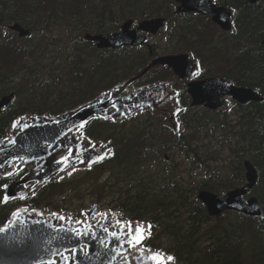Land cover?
Here are the masks:
<instances>
[{
  "label": "trees",
  "instance_id": "16d2710c",
  "mask_svg": "<svg viewBox=\"0 0 264 264\" xmlns=\"http://www.w3.org/2000/svg\"><path fill=\"white\" fill-rule=\"evenodd\" d=\"M214 1L231 10L232 32L214 27L220 37L213 31L207 32L206 38L201 29L194 27L196 34L189 36L182 28L169 51L189 52L201 77L217 74L235 85L256 88L263 95L262 101L239 106L234 119L224 111L186 108L179 138L147 113L116 123L93 120L80 134L89 141L107 143L109 152L80 170L84 180L105 168L112 177H121L124 184L110 209L118 210L121 218L127 214L128 219L145 222L148 230L142 246L167 258L173 256L167 264H264V218L235 212L213 218L196 198L199 190L225 194L244 184L243 162L248 159L258 173L248 195L255 196L264 211V0L255 5L247 0ZM160 3L0 0V98L13 94L0 111V139L18 116H53L73 109L143 67L149 58L147 51L137 50L138 64L128 68V59L123 58L134 48L98 50L85 41L84 34L110 33L127 18L160 15ZM13 22L28 28L29 35L19 38L8 30ZM165 72L170 77V71ZM202 134L213 137L215 143L205 142ZM223 150L229 158L219 164ZM174 151L185 156L182 163L172 166ZM161 154L163 161L158 158ZM22 173L18 170L14 176ZM196 176H201L200 180L196 181ZM4 181L0 179V187ZM95 189L94 185L90 191ZM79 191L75 180H66L64 174L32 190L24 199L6 204L1 203L0 189V226L19 206L59 211L75 220L85 208L84 202L77 209L67 210L58 199L66 200L70 192L76 195ZM165 235L171 243L167 248L158 240Z\"/></svg>",
  "mask_w": 264,
  "mask_h": 264
},
{
  "label": "water",
  "instance_id": "95a60500",
  "mask_svg": "<svg viewBox=\"0 0 264 264\" xmlns=\"http://www.w3.org/2000/svg\"><path fill=\"white\" fill-rule=\"evenodd\" d=\"M257 1L249 0L251 4ZM177 2L181 3L178 11L207 15L223 31L232 30L230 12L223 6L213 4L212 0ZM131 24L132 20H127L113 33L85 34L84 38L96 43L98 49L139 45L146 36H138L137 32L142 30L155 34L163 26V19H146L133 29L130 28ZM8 28L20 38L29 34V30L19 23L10 24ZM261 44L264 47V39ZM157 66L171 69L174 78L179 80H185L195 72V63L187 53L159 55L135 76L72 110L52 117L23 115L14 120L9 138L0 141V178L5 177L13 165L32 166V169L2 186V203L24 198L30 193L31 185L39 187L70 168L86 167L90 165V160L105 156L107 150L103 143L81 139L78 132L92 120L116 122L141 110L152 112L157 108L162 101L158 95L152 96L150 91L164 89L166 84L129 89L134 81ZM187 87L192 98L191 106L204 105L211 110L223 109L225 97L243 105L263 99L256 88L236 86L219 76L189 82ZM11 98L12 94L0 98V110L9 104ZM171 130L178 136L175 124ZM63 157L68 159L62 160ZM243 168L245 183L227 191L224 196L208 190L197 192V199L206 207L210 217L233 211L264 218V211L255 196L243 199L257 182V170L248 159L244 160ZM81 215L83 220H68L60 212L16 209L9 221L0 227V264H157L150 257L159 252L146 251L141 247L142 243L135 242L127 234L129 230L126 225L131 222L143 227L140 235L145 237L144 224L135 220H121L115 211L98 210L95 205L82 210ZM113 233L116 235L113 236ZM160 255L167 264V259Z\"/></svg>",
  "mask_w": 264,
  "mask_h": 264
},
{
  "label": "flooded vegetation",
  "instance_id": "af4514ba",
  "mask_svg": "<svg viewBox=\"0 0 264 264\" xmlns=\"http://www.w3.org/2000/svg\"><path fill=\"white\" fill-rule=\"evenodd\" d=\"M247 2L250 5H255L259 2V0L254 4H251L249 2V0H247ZM212 3L217 5V6H223L228 12H230V14H231L230 20L232 22L233 14H232L231 10H229L225 5L219 4L214 0H212ZM180 4L181 3L177 2V0H161V3H160L161 14L160 15L146 16V17L140 18L138 20H135L133 18H127V19L122 21V23L120 24V26L117 30H119L121 25L123 23H125L127 20H132V24H131L130 28L133 29V28L137 27L139 25V23L143 20H146V19L148 20V19H153V18H162L163 19V26L158 30L157 33L150 34V33L144 32L142 30H139L137 32L138 36H146L145 40L141 44L133 45V46L132 45H128V46L120 45L117 48H106V49H110V50H118V48H121V47L134 48L135 50L130 53L129 57L125 58L126 60L128 59V63H127L128 68H130V66H134V65L136 66L138 64V62L136 61L137 60V52H136L137 50L138 51H144V50L147 51L149 58L144 63V66L141 68L138 67L135 70V72H133L127 79L135 76L141 69H143L150 62V60L152 58L161 54V53H159L160 50L163 52L162 54L187 53L190 55L189 52H186L183 50H171V51H169L167 49H161L160 47H157L155 45V42L153 41L154 39L152 41L150 39L154 36L156 37V35H158V34L162 35L161 38L165 42L171 41V40H173V42H174V38L175 39L177 38L179 30H181L182 28H185L186 30H188L189 36H191V33L196 34L195 28L200 30L201 29L200 21H203V20H205V21H203L204 23H209V24L211 23L212 28L215 27L218 30H220L221 32L230 33V31L229 32L223 31L214 22H212L211 19L209 18V16H207V15H203V14L197 13V12L178 11V7ZM206 20H208V22ZM117 30H115V31H117ZM110 33H113V32H110ZM106 49H101V50H106ZM118 57H119V54H118ZM167 69L170 71V77H168L166 72H165V70H167ZM199 70H200V68L197 66L195 73L191 77H188L185 80H179L178 79L177 81L171 82V80L173 78V76H172L173 73H171L172 72L171 69L167 68L166 66L153 67L145 75H143L142 77L137 79L136 82L134 81L131 84V86L133 85L134 88L138 87V86L150 85L153 83H166L167 84L164 89H157L156 88L153 91H150V92H152V95H155V96L158 95L160 97L159 100H161L162 102H161V104L158 105L157 108H155L152 111L153 113H150L149 111H143V113L150 114L155 119L161 121V125L163 127H165V129H167L171 134H172V132H171L172 130L170 129V126L174 123L179 126V129L182 133L183 132L182 120L186 114V108H190V109H192V111L209 110L204 105L191 106L192 98H191L190 94L188 93L187 84L189 82H192V81L203 80V79L214 76V75H211V76H207V77H201L199 75ZM127 79H124L122 81L124 82ZM225 99H226V106H228L230 101H234V100L230 99L229 97H227ZM167 102H169V104H170V105H168L169 108L165 107ZM234 102H235L234 111L236 113L235 118H237L238 107L243 106V104H239L236 101H234ZM224 109L223 110H209V111L222 112V111H224ZM140 113H142V112H140ZM230 119H233V118L230 117ZM105 147L108 148L107 143H106Z\"/></svg>",
  "mask_w": 264,
  "mask_h": 264
},
{
  "label": "rangeland",
  "instance_id": "374dc122",
  "mask_svg": "<svg viewBox=\"0 0 264 264\" xmlns=\"http://www.w3.org/2000/svg\"><path fill=\"white\" fill-rule=\"evenodd\" d=\"M205 21V20H203ZM203 21H200L201 24V30L202 32H204L205 34H203L204 37L208 38V35L206 34L207 32H215L217 38L220 37L218 35V33L216 32V30L214 28H212L211 25H209L208 23H204ZM208 22V20H206ZM161 34L156 35V37H152L150 40L155 42V45L157 47H160L161 49H172V45H174V42L171 41H164L161 38ZM173 42V43H172ZM179 45V44H178ZM159 55H164L162 54L163 52L160 50L159 51ZM169 54V53H167ZM123 57V56H121ZM122 59V58H120ZM125 59V58H123ZM217 75V74H216ZM137 81V80H136ZM135 81V82H136ZM141 86L135 87V88H139ZM129 89H134L133 85L129 86ZM169 102H167V104L165 105V107H168ZM169 108V107H168ZM235 109V102L234 101H230V103L228 104V106L225 107L224 111L227 114V116H229V118H235L236 117V113L234 111ZM30 113H28L29 115ZM203 136V134L201 135ZM205 142L208 140H211L212 144L215 143V139L211 136H203ZM174 155L171 158V165L174 166L177 163H182V159L184 158L185 155H181V153H178L177 151L173 152ZM163 155L161 154V156H159V160L163 161ZM229 155L223 150L221 151L220 155L218 156V162L219 164L222 163V161H228ZM169 159V158H168ZM188 160V159H186ZM187 164L189 163V161H186ZM226 163V162H225ZM161 165H163L164 163L161 162ZM213 164H211L212 166ZM83 167H75V168H71L70 170L66 171L64 174V178L66 180H71L74 179L75 182L77 183V186L80 188V191L78 194H71L67 196V199H62L59 198L58 201L60 203V205L64 206L67 210H71L72 208H78V206L81 204V202H84L85 204V208L87 207H91L93 205L97 206V209H103V210H112L110 209V207H113L114 203L113 201L120 195V190L119 187L121 185L124 184V182L121 181V177L118 176V178H114L111 175V171L108 170V168H105L103 172L99 173H95L93 176L88 177L84 180V178H82L83 175V171H81L80 169ZM16 169H20V167H14V170ZM153 171H155V169L152 168ZM124 177V176H123ZM91 178L93 179L92 181ZM201 176H196V181L200 180ZM95 185L96 189L93 191H90V188L93 187ZM70 187H73V185H69ZM98 186V187H97ZM2 194V191H1ZM219 195H224V194H219ZM100 206H102L103 208H100ZM117 215L119 216V211L115 210ZM64 214V213H63ZM121 214V213H120ZM125 214V213H123ZM65 215V214H64ZM127 215V214H126ZM126 215H122L123 217H126ZM66 216V215H65ZM83 219V216L80 214V212H78V219ZM121 218V217H119ZM158 240L160 241V243L162 244L163 248H167L171 245L170 243V238L165 235V237L162 238H158Z\"/></svg>",
  "mask_w": 264,
  "mask_h": 264
},
{
  "label": "snow or ice",
  "instance_id": "6c2138e0",
  "mask_svg": "<svg viewBox=\"0 0 264 264\" xmlns=\"http://www.w3.org/2000/svg\"><path fill=\"white\" fill-rule=\"evenodd\" d=\"M93 147H95V146H93ZM70 155H71V153H70ZM63 159H68V157H63L62 160ZM96 159L102 160V159H104V156H98ZM94 162H96V160H90L89 164L91 165V163H94ZM61 219H63V217ZM126 228L129 230L127 234L129 236H131L132 240H134L135 242L142 243L145 240V237L143 235H140V233H142V231H143V227L141 225H133L131 222H129L128 225H126ZM150 229H151V225H149V231H150ZM0 231H2V229H0ZM78 234H80V233L78 232ZM115 235H116V233H113V236H115ZM131 242L132 241H130V243ZM150 259H152L153 261H156L157 264H164L163 257L159 253H154L150 257ZM168 260L172 261V260H174V257L169 256Z\"/></svg>",
  "mask_w": 264,
  "mask_h": 264
}]
</instances>
